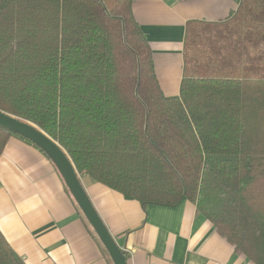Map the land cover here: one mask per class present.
I'll return each instance as SVG.
<instances>
[{"label":"trees","instance_id":"obj_1","mask_svg":"<svg viewBox=\"0 0 264 264\" xmlns=\"http://www.w3.org/2000/svg\"><path fill=\"white\" fill-rule=\"evenodd\" d=\"M132 4L0 0V111L56 142L79 179L142 209L189 201L264 264V66L186 61L168 97ZM12 137L43 153L0 129V157ZM0 264H25L1 233Z\"/></svg>","mask_w":264,"mask_h":264},{"label":"crops","instance_id":"obj_2","mask_svg":"<svg viewBox=\"0 0 264 264\" xmlns=\"http://www.w3.org/2000/svg\"><path fill=\"white\" fill-rule=\"evenodd\" d=\"M132 8L168 97L186 75V38L198 26L223 27L213 61L264 66V0H133ZM80 183L126 264H253L189 201L142 209L85 176ZM0 233L25 264H113L52 162L15 137L0 157Z\"/></svg>","mask_w":264,"mask_h":264},{"label":"water","instance_id":"obj_3","mask_svg":"<svg viewBox=\"0 0 264 264\" xmlns=\"http://www.w3.org/2000/svg\"><path fill=\"white\" fill-rule=\"evenodd\" d=\"M0 129L20 136L39 148L55 166L65 186L81 213L98 237L113 264H126L123 252L117 247L103 222L87 197L80 179L68 157L56 142L39 131L35 126L0 111Z\"/></svg>","mask_w":264,"mask_h":264},{"label":"rangeland","instance_id":"obj_4","mask_svg":"<svg viewBox=\"0 0 264 264\" xmlns=\"http://www.w3.org/2000/svg\"><path fill=\"white\" fill-rule=\"evenodd\" d=\"M104 1L107 7H110L109 4L113 2V0ZM219 28L223 29V27L220 26L209 27L207 29L203 26H198L187 34L185 59L188 66L193 65L194 63L209 62L213 60V58H211V43L215 41L216 37H219V32L222 34V31ZM209 49L210 51H208Z\"/></svg>","mask_w":264,"mask_h":264}]
</instances>
